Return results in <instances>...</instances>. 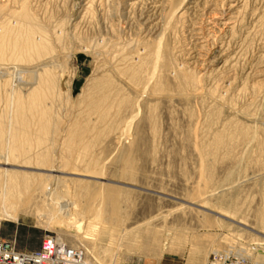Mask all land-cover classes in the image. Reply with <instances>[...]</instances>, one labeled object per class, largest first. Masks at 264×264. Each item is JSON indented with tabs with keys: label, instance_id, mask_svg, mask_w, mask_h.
<instances>
[{
	"label": "rangeland",
	"instance_id": "374dc122",
	"mask_svg": "<svg viewBox=\"0 0 264 264\" xmlns=\"http://www.w3.org/2000/svg\"><path fill=\"white\" fill-rule=\"evenodd\" d=\"M23 1L0 0V27L28 8L47 49L31 61L5 51L0 69L12 78L46 65L63 93L39 96L46 132L33 123V140L0 148V175L64 177L80 215L39 224L36 200L15 196L0 206L3 236L33 251L56 235L88 264H211L227 249L264 264V0H185L168 28L181 0ZM99 82L106 119L87 108ZM9 84L0 133L14 119ZM89 175L99 179L79 177Z\"/></svg>",
	"mask_w": 264,
	"mask_h": 264
},
{
	"label": "bare ground",
	"instance_id": "6f19581e",
	"mask_svg": "<svg viewBox=\"0 0 264 264\" xmlns=\"http://www.w3.org/2000/svg\"><path fill=\"white\" fill-rule=\"evenodd\" d=\"M25 1L26 0L23 2ZM184 1L185 0H181L179 7H177L175 11H173V13L167 17L165 28L169 27L170 21L175 13L178 15L177 11L179 9L181 10ZM23 7L21 9H23ZM23 13L22 21H17L14 23V25H11L12 23L2 24L0 27V58L6 51L12 54L10 58L12 60L31 61L32 59L34 60V57L36 54H38L37 52L40 50V48L47 49L46 44L48 42L45 43V36L41 26L36 22L35 18L30 15L28 8H25ZM56 28L57 27L53 29V33H55L56 39L59 40L62 37L60 36V31ZM157 53L155 54V57ZM47 69L48 68L46 65H43L41 67V70L43 71L38 74L35 73L36 71L15 69L14 74H10V77L12 78H9V74L6 70L2 68L0 69V85H4V83H10L9 89H7L8 91L6 92V96L9 104L12 102L13 106H11V108H13L14 111V119L9 121V124H7L8 126H4V123L1 124L4 126V128L0 133V148H10L12 151H18L23 145L22 143H28L30 140H33V135L30 134L33 123L38 126L36 130L46 132L45 126L47 125L45 117L47 110L46 108H42L40 104L41 97L39 96L42 94L51 93L53 89L57 90L56 94H58V92L59 94L63 93L58 87L56 77L55 79L53 77L51 79L49 78L50 75L48 74ZM57 69V74L59 75V73L63 72L64 65H60ZM95 90L98 92V97L97 99L92 98L88 103L87 108L91 113H97L99 118L103 119L109 113L107 105L109 103L110 92L106 83L104 82L97 83V86L94 87V91ZM23 91H26L27 93L23 94ZM9 93L12 95H10L8 98ZM89 94L92 95L91 90H89ZM132 118L129 122H127L128 124H130ZM75 131L76 130L73 129V131L64 132V139L62 143H64V146L67 148V150H69L73 144V140L75 139ZM35 140L41 142L38 137H35ZM41 155L43 159L41 163L43 164L45 162L44 160L49 156L51 157L52 153L51 151L49 152L45 149L42 151ZM50 159H52V157ZM56 166L57 165H55L53 158L50 163V167H52L54 170L52 172H59ZM15 174L0 175V206H2V208H13L14 201L12 200L16 196L20 199L26 198V205L32 199L36 200L37 203L34 206L35 209L33 208V212L39 224L44 223L47 219H50V222L54 225L67 220L74 213L76 215H80L78 209H76V203L73 200L70 180L57 175H29L26 174V172H23V174L19 175ZM92 175L79 177L99 179L93 177L94 175ZM59 185L64 187L62 192H59L57 189ZM92 192L93 191L89 192V195H93ZM108 194V196L111 198L116 193L115 191L109 190ZM106 210L108 213L112 214L116 211V209L110 203L106 205ZM26 217H31V215ZM58 242L62 243L59 238ZM72 247L77 248L80 246ZM83 264H88L86 259L84 260Z\"/></svg>",
	"mask_w": 264,
	"mask_h": 264
},
{
	"label": "built area",
	"instance_id": "2783aa9c",
	"mask_svg": "<svg viewBox=\"0 0 264 264\" xmlns=\"http://www.w3.org/2000/svg\"><path fill=\"white\" fill-rule=\"evenodd\" d=\"M85 259L83 248L62 244L52 234L43 237L37 250H19L16 238L4 237L0 229V264H83ZM210 260L212 264H256L230 249L213 253Z\"/></svg>",
	"mask_w": 264,
	"mask_h": 264
}]
</instances>
